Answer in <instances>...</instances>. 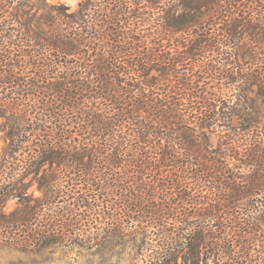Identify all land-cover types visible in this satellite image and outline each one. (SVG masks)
<instances>
[{
    "label": "trees",
    "instance_id": "trees-1",
    "mask_svg": "<svg viewBox=\"0 0 264 264\" xmlns=\"http://www.w3.org/2000/svg\"><path fill=\"white\" fill-rule=\"evenodd\" d=\"M145 1L146 7L157 8L158 18L154 32L135 38L139 45L129 43L137 29L126 12L113 8L92 14L97 0H88L72 14L57 10L38 19V28L47 33H31L32 40L44 42L32 55L37 62L32 68L43 83L9 70L0 75L9 77L2 83L12 85L0 84V119L9 142L0 165V242L27 252L61 246L64 214L71 216L68 228L76 230V210L91 205L81 189L102 195V169H118L124 153L139 151L133 165L142 171L149 163L156 172L151 197L186 184L204 192L191 202L167 197L161 212L153 211L163 221L187 205L195 216L205 211L214 222L211 227L220 235L201 233L180 247L181 252L189 248L186 264H209L210 259L214 264H261L252 259L250 247L261 243L264 249V7H258L264 0ZM15 4L14 10L25 5L21 0ZM19 47V56L30 57ZM11 49L16 50L9 45L5 52L10 55ZM9 62V56L0 60V71ZM62 66L67 74L56 76ZM14 87L25 96L12 102ZM29 95L36 100H28ZM211 131L222 139L218 147L209 141ZM75 133L82 137L79 148L71 145ZM147 146L152 150L146 152ZM72 167L75 171L68 170ZM86 178L89 187L80 189L78 183ZM167 179L172 184L156 185ZM138 184L135 179L128 187L113 185V191L128 190L129 213L149 210L147 192ZM31 185L44 195L27 196ZM12 196L19 204L8 212ZM61 200L69 205L54 206ZM45 207L54 209L55 217L45 216ZM237 244L245 249L235 253ZM167 263L164 257L156 264Z\"/></svg>",
    "mask_w": 264,
    "mask_h": 264
},
{
    "label": "rangeland",
    "instance_id": "rangeland-1",
    "mask_svg": "<svg viewBox=\"0 0 264 264\" xmlns=\"http://www.w3.org/2000/svg\"><path fill=\"white\" fill-rule=\"evenodd\" d=\"M17 1L18 0H15V2L14 0H0V60H5L8 56L11 60V62H9L11 65H8L9 69H2L0 75H6L7 70H9V72L13 73L19 72L20 75L17 74V76H21L20 78L26 81H41V83H43V79L40 77L41 74L36 71V68H32L33 65L37 63H35L36 57L32 55L41 51L43 47L37 46L39 42L41 45L44 42L35 39L32 40L31 33L38 32L43 36L47 33L42 30L41 27V30L38 28V23H40L38 19L44 15H54L57 10L62 11L63 14H72L80 8L81 2H87L88 0H21V3L25 5L20 10H14ZM173 2L174 1H171V4H173ZM96 3L97 6L94 5L91 7L92 14L96 12L101 14L99 9H104V12L111 13L113 8L118 12H126V15H128L130 19L129 22L132 23V27L130 24L129 26L133 29H137L134 34L135 37L131 38L134 40L129 41L133 47L139 45V40H136V37H140L149 31L154 32L155 30V22L158 18V16L156 17L157 8L151 9L146 7L147 3L145 0H117V2H115V0H97ZM113 3L116 7L113 6ZM249 5L250 4H242L241 8H248ZM260 6L264 7V1L258 5L259 8H261ZM178 9L179 8H176V11ZM114 20L116 21V19ZM245 39L247 40V37H245ZM2 40L7 42L4 44L8 46L11 45L15 47L16 50L11 49L12 53L9 55L5 52L8 46H3ZM31 41H33L32 43H35V45L32 46ZM17 46L23 48L20 52L21 54H27L30 57L24 55L19 56ZM211 55L212 54H207L210 58L212 57ZM22 56L24 57L23 59H21ZM130 61H132V59ZM67 71V67L62 66L57 69L55 75H65ZM6 78L2 79L0 76V80H2L0 84L3 87L5 85L12 87V85L8 83H2L4 80H8L9 77ZM47 83L48 82H45L44 84ZM9 94H12V98H15L11 99L12 102L19 100L17 98L21 99L25 96V92L17 87L11 88ZM84 94H86V92ZM30 97H33V95H29L28 98V100L32 99V101L37 98ZM112 111L113 113H118L114 105H112ZM2 122L3 119H0V165L4 163L7 145L9 144L6 140V132L2 129ZM208 136L213 147H218L221 144L222 139L216 131L209 132ZM81 141L82 137H79V135L75 133L72 137L71 145L78 147ZM145 150L146 152L151 151L152 146L145 147ZM138 152L133 151V154H128L127 157L124 153L122 159L125 160V162L122 161L118 169H114L110 165H106L102 169L101 185L103 186L104 184V187H106V190L102 191V195L98 192H92L91 188V191L81 189L85 188V185L89 187L87 178L78 183V185L81 186L80 189L83 195L89 197L90 195L94 196L92 199L86 197L88 203H91L90 206L81 207L76 210V230L68 228L69 224L72 222L69 221L71 216L69 214L70 218H68V215L64 214L65 224L63 221V226L65 227L63 230L65 233L61 246L45 249L42 252H27L8 243L0 242V264H156L159 260L164 259V257L169 261L167 264H186L184 261V254L190 253L189 248L187 247L181 252L180 247L187 246L191 241L199 239L201 233L206 234L209 238H211L212 232L216 235H220V232L214 231L217 229L216 226L211 227L214 225V222L212 223L211 220L203 215L205 211H202L203 213H197L195 216V210L187 205L184 206L181 214H176V217L173 219H168L166 217L163 221H160L158 218L156 220V217L153 216V211L156 209V212H161L163 205L166 204L165 199L167 197L173 200L184 197L185 201L191 202L192 199L195 200V195H204V192L196 193L192 189V184H188V186H186V184L175 192L169 190L168 192H170V194L168 195L167 192L163 191L151 197L152 193L150 188L152 187V179L156 172L151 170L149 163L147 164V168L144 167L141 169L142 171H139L136 163L133 165L137 157L135 153L137 154ZM20 158L21 161L19 164L23 166V163H25L24 156ZM7 159L11 161L10 158ZM147 160V162H152L153 159L147 158ZM156 161L161 165L162 161L159 158H157ZM44 168H48V165ZM71 169L75 171L74 167L68 168L69 171H72ZM167 173L168 172H165V175H167ZM32 177L33 174H30L26 182L32 179ZM135 179L139 181L138 186L144 188L146 190L145 192H147L145 202L148 204L145 209L149 210H145L144 213H129L130 209H128L127 206H129L128 201H130V194L128 190L117 189L113 191L114 184L119 186L126 185V187H128V183L130 184V182ZM69 180L70 177H67L66 181L69 182ZM116 180L119 181L116 182ZM75 182L77 181L75 180ZM97 182L99 181L97 180ZM170 184H172V182H169L168 179L156 183V185H159L161 188L164 185ZM61 185L65 186L67 183L63 182ZM123 192L125 197L121 196ZM26 195L38 198L42 197L44 192L39 190L37 185H31L26 190ZM202 199L203 198H201V201ZM126 200L127 203L124 204ZM18 204V198L12 196L6 203L5 209L10 212L16 209ZM153 204H155L156 208L152 207ZM66 205H69V202L66 203L64 200H61L60 204H54V206L58 208L65 207ZM142 210H144V208ZM54 212L55 210H50L49 207H45L43 211L45 216L49 217H55L54 214L56 213ZM184 218L187 219L186 223L181 224V222L185 220ZM176 219L178 221H176ZM218 223L220 222L216 224ZM208 242L209 241H207V243ZM234 246L236 247H233V250H236L235 253H238L239 249H241V251L245 249L239 244ZM261 250H263L262 255L259 254ZM201 251L204 252L205 249L203 251V247H201ZM250 251L253 255L252 259L260 260L261 264H264V249L261 243L253 244L250 247ZM171 259H173V262H170ZM209 264H214L211 259Z\"/></svg>",
    "mask_w": 264,
    "mask_h": 264
}]
</instances>
